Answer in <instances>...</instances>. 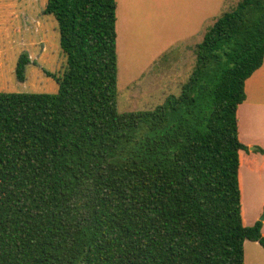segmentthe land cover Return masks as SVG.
I'll return each mask as SVG.
<instances>
[{
  "label": "trees",
  "instance_id": "trees-1",
  "mask_svg": "<svg viewBox=\"0 0 264 264\" xmlns=\"http://www.w3.org/2000/svg\"><path fill=\"white\" fill-rule=\"evenodd\" d=\"M45 13L66 58L57 93L0 92V264H245L246 241L264 249L243 218L237 115L264 62V0L223 12L181 93L140 112L118 109L117 0Z\"/></svg>",
  "mask_w": 264,
  "mask_h": 264
},
{
  "label": "rangeland",
  "instance_id": "rangeland-1",
  "mask_svg": "<svg viewBox=\"0 0 264 264\" xmlns=\"http://www.w3.org/2000/svg\"><path fill=\"white\" fill-rule=\"evenodd\" d=\"M237 1L117 0L119 112L152 110L169 95H179L193 73V47ZM46 5L47 0H0V92L57 93L56 78L66 58ZM22 55L29 64L25 79L19 80L16 67ZM249 155V150L242 154L240 166L243 218L248 226L261 221L264 232L262 161L252 169ZM245 263L264 264L259 243L245 242Z\"/></svg>",
  "mask_w": 264,
  "mask_h": 264
},
{
  "label": "crops",
  "instance_id": "crops-1",
  "mask_svg": "<svg viewBox=\"0 0 264 264\" xmlns=\"http://www.w3.org/2000/svg\"><path fill=\"white\" fill-rule=\"evenodd\" d=\"M193 1L194 2L200 1V3L208 2V0H193ZM227 1L228 0H223L224 4ZM238 2L239 1H237V4ZM237 4H235L232 7H235ZM202 6L207 8V5L205 4L200 5V7ZM117 10H118V4H117ZM221 14H219V16ZM117 38H118V34H117ZM245 92H246V100L243 104L239 106L237 112L239 119V138L241 142H243L246 145L247 150H249L250 155L248 156L247 159L252 163L251 168L252 169L256 168L258 162L257 160L262 161L261 166H262L263 179H264V62L261 68L255 71V73L246 81ZM247 150H242L240 152L241 163H242V154ZM262 234L264 236V232H262Z\"/></svg>",
  "mask_w": 264,
  "mask_h": 264
}]
</instances>
